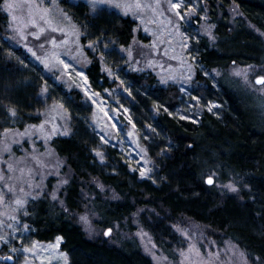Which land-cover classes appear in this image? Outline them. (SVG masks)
Listing matches in <instances>:
<instances>
[{"label": "trees", "instance_id": "trees-1", "mask_svg": "<svg viewBox=\"0 0 264 264\" xmlns=\"http://www.w3.org/2000/svg\"><path fill=\"white\" fill-rule=\"evenodd\" d=\"M3 2L0 0V132L38 123L45 88L46 100L61 103L70 118V134L50 142L70 173L60 191L64 207L45 194L31 201L24 220L32 239L49 242L62 237L61 249L69 264H152L131 236L117 235L116 244L89 238L76 218L88 205L99 229L117 227L127 234L134 231L132 216L139 211V225L172 260L177 258L176 250L185 246L172 226L186 218L204 226L216 242H233L252 264H264V111L260 106L247 101L223 78L214 87L198 73L206 99L218 102L220 113L204 111L197 122L174 117L169 112L180 104L179 89L159 85L151 73L127 71L116 51L130 45L135 21L106 10L91 15L84 4L69 6L91 41L107 43L109 48L102 55L117 68L129 89L133 122L155 165L152 179L142 180L128 170L119 151L99 146L90 125L92 108L80 93L63 90L33 65L21 48L8 43ZM204 3L215 41L198 37L194 43L198 63L222 73L232 64L264 66V0ZM231 5L239 11L232 20ZM87 55L91 84L97 89L111 87L97 53L88 51ZM11 108L15 115L11 116ZM97 150H103L101 162L95 157ZM208 176L220 184L234 182L239 190L231 193L215 183L208 185Z\"/></svg>", "mask_w": 264, "mask_h": 264}, {"label": "rangeland", "instance_id": "rangeland-1", "mask_svg": "<svg viewBox=\"0 0 264 264\" xmlns=\"http://www.w3.org/2000/svg\"><path fill=\"white\" fill-rule=\"evenodd\" d=\"M172 2L181 4L184 19L176 14L169 0H97L95 8L92 0H4L2 3L6 19L4 36L8 43L21 48L31 63L63 90H77L80 93L92 108L90 125L98 136L99 146H111L119 151L128 170L142 180L152 179L155 165L145 142L133 127L128 106L129 89L119 78L117 68L112 67L102 55L109 48L107 43L91 41L77 21L78 17L68 9L69 6L84 4L91 15L106 10L135 21V36L130 45L117 47L116 51L123 57L127 71L151 73L159 85H173L179 89L180 104L169 112L174 117L197 122L204 111L214 115L220 113L222 106L206 99L204 84L196 78L198 73L208 78L214 87H218L219 80L223 78L247 101L255 102L264 111V85L256 83L258 76H264V66L232 64L225 73L204 69L197 61L194 43L199 36H206L212 43L215 41L214 26L208 17L205 0ZM9 4L13 7L8 8ZM229 14L231 20L239 16L237 7L231 5ZM210 25L213 26L210 28L212 36L205 31ZM262 37L264 41V35ZM89 42L94 47H90ZM88 51L97 53L101 71L113 83L111 87L97 89L91 84L86 72L90 63ZM61 60L69 67L65 68ZM189 64L193 65L194 74L189 72ZM106 68L112 70L111 74ZM234 70H239L241 74L237 75ZM206 72L209 75H205ZM188 76L192 77L191 80L187 79ZM47 93H41L44 107L39 111L38 123L29 124L23 129L8 127L0 132V236L5 237L0 241V264H69L67 253L61 249V239L58 241L56 237L49 242L32 239L30 227L24 220L27 205L44 194L63 208L60 191L66 185L63 181L68 182L70 178L64 160L57 156L50 145L53 138L70 134L69 113L58 101H47ZM209 108L212 110L209 111ZM31 125L37 127L31 128L26 136L20 135ZM40 125H43V129ZM97 152L103 153V150L94 153L101 162ZM145 169H150L148 175L141 176ZM214 183L222 190L235 193L227 187L229 182ZM96 184L102 189L98 182ZM21 188L23 191H20ZM17 198L25 200L22 207L15 204ZM139 214L137 211L132 216L135 229L130 234L115 227L106 235L107 230L95 225L96 216L88 205L76 218L89 238H101L116 244L117 235L119 238L133 237L152 264H252L246 253L233 242H216L204 226L186 218L172 226L185 242L184 247L176 250L177 258L172 260L159 250L152 236L139 225ZM85 215L87 222L81 220V216ZM13 248L17 251H12ZM28 248L32 251H27ZM207 254H218V258Z\"/></svg>", "mask_w": 264, "mask_h": 264}, {"label": "snow or ice", "instance_id": "snow-or-ice-1", "mask_svg": "<svg viewBox=\"0 0 264 264\" xmlns=\"http://www.w3.org/2000/svg\"><path fill=\"white\" fill-rule=\"evenodd\" d=\"M96 2H97V0H92V6H93V8H95V4H96ZM169 2L171 3V6H172V8H174L175 10H176V14L178 15V16H180V18L181 19H184V16H183V14L181 13V11H180V9H181V4L179 3V2H172V0H169ZM117 6H119V5H117ZM140 5H137V7H139ZM7 7L8 8H11V7H13L11 4H9V5H7ZM125 7H127V5L125 6ZM193 11H195V8H193L192 9ZM207 17H205V19H206ZM33 22H35V21H33ZM211 27H213V26H208V28H206L205 29V31H207L208 32V35L209 36H212V33H211V31H210V28ZM58 31H63V29H57ZM41 31H43V29H41ZM215 37H213V39H214ZM89 46L90 47H94V45L92 44V42H89ZM185 47H187V45H184ZM53 55H56L55 53H53ZM58 59H59V57H57ZM193 59L195 60V57H193ZM61 63H64V61L63 60H61ZM64 67L65 68H68L69 67V64L68 63H64ZM188 69H189V72H191V73H193L194 74V68H193V65H191V64H189L188 65ZM106 70L109 72V74H111V72H112V70L111 69H107L106 68ZM213 71H215V70H213ZM234 71H236V74L237 75H240L241 74V72L239 71V70H234ZM81 75H83V72H81ZM205 75H209V73H205ZM191 76H188L187 77V79L188 80H191ZM173 79H175L174 77H173ZM245 79H247V76L245 75ZM256 83L257 84H262V85H264V76H258L257 78H256ZM43 91H47V89L45 88ZM212 109L211 108H209V111H211ZM9 111L13 114V115H15V108H11V109H9ZM127 111V110H126ZM35 127H37V126H35V125H31V126H29V129H26L25 130V132L24 133H21L20 135H22V136H26V135H28L29 134V132H30V129L31 128H35ZM41 129H43V125H40L39 126ZM133 127H135V123L133 122ZM5 131H7V130H5ZM53 134H55V133H53ZM130 135H131V133H129ZM101 139H104V137H101ZM105 142H107V140H105ZM7 150V149H6ZM145 151H146V149H145ZM98 156H100V159L101 160H103L104 159V156H103V154L102 153H100V152H97L96 153ZM141 159H143V157L141 158ZM9 168H12V165H9ZM21 171H23V169H21ZM149 171H150V169H145L144 171H142L141 172V176H145V175H148V173H149ZM63 183H67V181H63ZM207 183L208 184H213L214 183V177L213 176H208L207 177ZM228 188H229V190H231V191H233V192H236V191H238L239 189H238V186L237 185H235V184H233V183H231V182H229V185L227 186ZM12 191V189L11 188H9V192H11ZM20 191H23V189L21 188L20 189ZM26 195H30V193H27ZM37 195H39V193H37ZM53 198L55 199L56 198V196H55V193H53ZM24 203H25V200H23V199H21V198H17L16 200H15V204L16 205H19V206H23L24 205ZM16 217H13V219H15ZM81 220H84L85 222H87V216L85 215V216H81ZM9 227H11V225H9ZM25 227H27V225H25ZM111 231H112V229L111 228H109L108 230H107V232L105 233L106 235L107 234H109V233H111ZM186 235H187V233H185ZM60 239H62V237H58L57 238V240L59 241ZM3 240H5V237H2V236H0V241H3ZM191 247V246H190ZM12 251H17V249H15V248H13L12 249ZM27 251H32V249L31 248H28L27 249ZM207 255H209V257H211L212 255H216L217 256V258H218V254H207ZM6 259H10V260H14L15 258L14 257H7Z\"/></svg>", "mask_w": 264, "mask_h": 264}, {"label": "water", "instance_id": "water-1", "mask_svg": "<svg viewBox=\"0 0 264 264\" xmlns=\"http://www.w3.org/2000/svg\"><path fill=\"white\" fill-rule=\"evenodd\" d=\"M206 183H207V178H206ZM208 184V183H207ZM208 185H211V184H208Z\"/></svg>", "mask_w": 264, "mask_h": 264}]
</instances>
